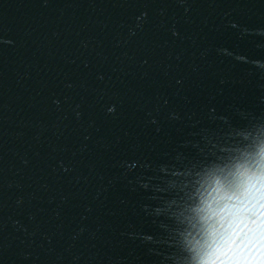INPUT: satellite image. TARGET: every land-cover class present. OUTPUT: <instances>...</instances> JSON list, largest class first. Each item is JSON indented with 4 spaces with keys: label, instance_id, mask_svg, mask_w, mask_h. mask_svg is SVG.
Wrapping results in <instances>:
<instances>
[{
    "label": "water",
    "instance_id": "obj_1",
    "mask_svg": "<svg viewBox=\"0 0 264 264\" xmlns=\"http://www.w3.org/2000/svg\"><path fill=\"white\" fill-rule=\"evenodd\" d=\"M260 126L264 0H0V264H186Z\"/></svg>",
    "mask_w": 264,
    "mask_h": 264
},
{
    "label": "clouds",
    "instance_id": "obj_2",
    "mask_svg": "<svg viewBox=\"0 0 264 264\" xmlns=\"http://www.w3.org/2000/svg\"><path fill=\"white\" fill-rule=\"evenodd\" d=\"M182 222L186 264H264V126L198 175Z\"/></svg>",
    "mask_w": 264,
    "mask_h": 264
},
{
    "label": "snow or ice",
    "instance_id": "obj_3",
    "mask_svg": "<svg viewBox=\"0 0 264 264\" xmlns=\"http://www.w3.org/2000/svg\"><path fill=\"white\" fill-rule=\"evenodd\" d=\"M145 187H147V185H145Z\"/></svg>",
    "mask_w": 264,
    "mask_h": 264
}]
</instances>
